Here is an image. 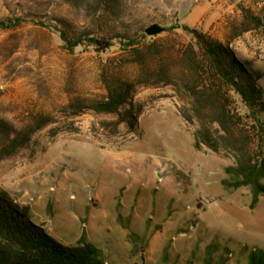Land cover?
<instances>
[{"label": "rangeland", "instance_id": "rangeland-1", "mask_svg": "<svg viewBox=\"0 0 264 264\" xmlns=\"http://www.w3.org/2000/svg\"><path fill=\"white\" fill-rule=\"evenodd\" d=\"M0 21V151L46 120L0 159V194L64 244L86 234L108 264H248L264 250V194L252 208L249 186L222 184L241 150L264 159V125L184 28L228 46L264 91V0H0ZM156 23L166 31L149 36ZM119 78L135 85V128L90 108ZM204 126L219 153L195 147Z\"/></svg>", "mask_w": 264, "mask_h": 264}, {"label": "trees", "instance_id": "trees-1", "mask_svg": "<svg viewBox=\"0 0 264 264\" xmlns=\"http://www.w3.org/2000/svg\"><path fill=\"white\" fill-rule=\"evenodd\" d=\"M104 5L112 1H99ZM9 23L0 21V29L7 28ZM202 50L201 66L206 67L213 81L218 79L228 87L234 89L250 110L251 118L259 125H264L260 114L264 113V91L258 85L260 75L247 68L238 60L233 51L222 42L191 29ZM62 39L70 49L82 42V38L75 40L67 30L61 31ZM94 44L108 48L111 42L104 38H91ZM130 46L133 43H129ZM193 50V47H191ZM134 52L138 49H132ZM134 84L119 78L110 84L107 94L101 99L92 101L90 108L99 113L115 115L117 124L127 123L135 128L136 113L129 107L128 99L134 89ZM195 92V89L193 88ZM215 120L230 133L227 125L228 115L220 110ZM187 121H191L186 117ZM45 121H41L35 129H31L24 136H15L6 149L0 151V159L20 148L37 128ZM0 128L7 129L5 121L0 119ZM11 138V136H8ZM205 145L219 153L218 142L209 128L204 126L195 133V147L201 149ZM227 178L222 180L226 188H240L249 186L252 191L251 207L254 208L259 198L264 194V159L255 161L246 150L237 155L234 165L225 167ZM0 264H108L103 258L99 247L90 241L86 234L81 235L75 245L64 244L48 234L42 225L36 224L29 215L28 207H20L4 193L0 194ZM248 264H264V250L255 249L251 253Z\"/></svg>", "mask_w": 264, "mask_h": 264}, {"label": "water", "instance_id": "water-1", "mask_svg": "<svg viewBox=\"0 0 264 264\" xmlns=\"http://www.w3.org/2000/svg\"><path fill=\"white\" fill-rule=\"evenodd\" d=\"M165 31H166V27H164L158 23L152 24L146 29V33L149 36H155V35H158V34L165 32Z\"/></svg>", "mask_w": 264, "mask_h": 264}, {"label": "crops", "instance_id": "crops-1", "mask_svg": "<svg viewBox=\"0 0 264 264\" xmlns=\"http://www.w3.org/2000/svg\"><path fill=\"white\" fill-rule=\"evenodd\" d=\"M107 262V261H106ZM108 263V262H107Z\"/></svg>", "mask_w": 264, "mask_h": 264}]
</instances>
